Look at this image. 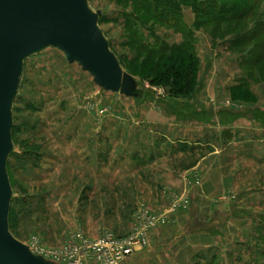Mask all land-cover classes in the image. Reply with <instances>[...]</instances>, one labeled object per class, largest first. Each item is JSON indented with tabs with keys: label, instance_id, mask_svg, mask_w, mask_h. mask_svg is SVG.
Here are the masks:
<instances>
[{
	"label": "rangeland",
	"instance_id": "obj_1",
	"mask_svg": "<svg viewBox=\"0 0 264 264\" xmlns=\"http://www.w3.org/2000/svg\"><path fill=\"white\" fill-rule=\"evenodd\" d=\"M88 6L116 58L131 60L135 52L125 46L121 15L131 5L88 0ZM183 15L190 25L191 10ZM249 27L195 32L202 88L178 103L210 111L209 123L178 121L155 101L107 92L54 47L26 58L12 103L20 134L7 158L17 218L10 234L52 264H264L258 240L264 234V138L254 131L235 134L242 147L224 157L196 143L211 126L241 119L264 130L254 114H240L264 111V63L241 65L255 41L236 51L228 43ZM157 34L169 44L181 42L173 31ZM143 62L141 55L126 64L132 79L155 98L164 96L144 80ZM243 82L251 93L245 99L230 93ZM221 111L241 117L221 123ZM22 142L33 144L36 154L25 155Z\"/></svg>",
	"mask_w": 264,
	"mask_h": 264
},
{
	"label": "trees",
	"instance_id": "obj_2",
	"mask_svg": "<svg viewBox=\"0 0 264 264\" xmlns=\"http://www.w3.org/2000/svg\"><path fill=\"white\" fill-rule=\"evenodd\" d=\"M131 5V12L121 11L124 19V30L127 35L125 46L131 48L135 56L131 60L118 59L120 66L132 79L135 75L127 69L126 64L135 62L141 55L144 57L141 72L144 75L142 80L155 88L165 90V95L155 98L152 90H145L140 81H132L135 89L130 97H137L136 101L148 99L155 101L165 108V115L174 117L178 121H198L209 123L213 118L210 111L199 112L189 103L183 105L178 103L179 99H194L202 88L200 79V62L196 54L195 32L200 29L212 28L222 29L228 25L250 26L243 32L235 33L227 42L233 51L244 48L255 41V46H248V53L242 58V67L256 68L264 63V12L261 6L264 0H122ZM183 9H190L193 14V22L188 25L185 22ZM101 22V19L98 23ZM173 31L180 35L181 42L169 44L157 34L158 30ZM147 32V35L144 34ZM153 40V44L147 38ZM225 41V40H223ZM209 63L206 69H209ZM251 79L250 72L246 74ZM137 87V88H136ZM251 95L246 83H242L230 90L231 94L236 93ZM246 102L247 100H243ZM29 111L34 112L35 106H28ZM254 114L253 119L264 127V111L251 110L240 113ZM220 119L228 118L234 121L239 114H230L221 111L217 114ZM226 124V123H225ZM20 130L12 125L11 137L15 143ZM24 154L33 156L36 154V147L29 142H22ZM9 157V156H8ZM7 171L9 163L6 164ZM8 173V172H7ZM14 210L9 209L8 228L11 222L16 221ZM217 234V232H214ZM258 240L264 248V234H258ZM263 259L264 251L259 254ZM260 259V260H261ZM255 264H260L258 261Z\"/></svg>",
	"mask_w": 264,
	"mask_h": 264
},
{
	"label": "water",
	"instance_id": "obj_3",
	"mask_svg": "<svg viewBox=\"0 0 264 264\" xmlns=\"http://www.w3.org/2000/svg\"><path fill=\"white\" fill-rule=\"evenodd\" d=\"M98 20L88 0H0V264H52L32 254L8 228L12 190L6 163L12 151V103L24 60L54 47L103 90L130 97L135 89Z\"/></svg>",
	"mask_w": 264,
	"mask_h": 264
},
{
	"label": "crops",
	"instance_id": "obj_4",
	"mask_svg": "<svg viewBox=\"0 0 264 264\" xmlns=\"http://www.w3.org/2000/svg\"><path fill=\"white\" fill-rule=\"evenodd\" d=\"M211 130H209V133L203 137V138H198L197 139V144H202L207 146H211L215 152L214 155L218 156L219 154H221V157L226 156V154H224L227 150H234L236 149V146L238 144H241L240 142H235V137L233 138V136L236 134L237 135H243L246 136V134L251 133L252 131L254 132H258V134H261V137L264 138V130L260 129L259 127L257 128L256 126L253 125L252 121L250 120H245V119H241L236 121L235 123L222 127V126H211L210 128ZM220 129V130H218ZM212 131V132H211ZM219 131H221V133H218ZM217 137H221V141L220 145L217 144V142L219 141V139H217ZM216 138V139H213ZM233 138V141H231ZM200 139V140H199ZM179 142V141H178ZM214 144L215 146H212V144ZM243 143V142H242ZM217 144V145H216ZM201 145V146H202ZM228 146V149H227ZM242 147V146H240ZM251 147V145L249 146ZM250 150V149H249Z\"/></svg>",
	"mask_w": 264,
	"mask_h": 264
},
{
	"label": "built area",
	"instance_id": "obj_5",
	"mask_svg": "<svg viewBox=\"0 0 264 264\" xmlns=\"http://www.w3.org/2000/svg\"><path fill=\"white\" fill-rule=\"evenodd\" d=\"M116 253L118 254V252H116ZM128 254H130L129 249H125L124 255H128Z\"/></svg>",
	"mask_w": 264,
	"mask_h": 264
}]
</instances>
